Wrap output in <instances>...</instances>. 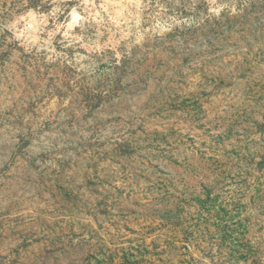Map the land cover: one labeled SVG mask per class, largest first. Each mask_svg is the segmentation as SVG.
<instances>
[{
    "label": "rangeland",
    "instance_id": "rangeland-1",
    "mask_svg": "<svg viewBox=\"0 0 264 264\" xmlns=\"http://www.w3.org/2000/svg\"><path fill=\"white\" fill-rule=\"evenodd\" d=\"M0 264H264V0H0Z\"/></svg>",
    "mask_w": 264,
    "mask_h": 264
}]
</instances>
